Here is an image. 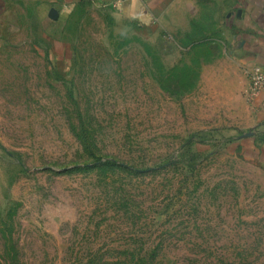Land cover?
<instances>
[{
  "label": "rangeland",
  "instance_id": "1",
  "mask_svg": "<svg viewBox=\"0 0 264 264\" xmlns=\"http://www.w3.org/2000/svg\"><path fill=\"white\" fill-rule=\"evenodd\" d=\"M259 1L0 0V264H264Z\"/></svg>",
  "mask_w": 264,
  "mask_h": 264
},
{
  "label": "crops",
  "instance_id": "2",
  "mask_svg": "<svg viewBox=\"0 0 264 264\" xmlns=\"http://www.w3.org/2000/svg\"><path fill=\"white\" fill-rule=\"evenodd\" d=\"M99 3H115L113 12L136 19L141 23L154 20L157 6L161 0H96ZM107 6V4H106ZM253 6V7H252ZM251 7V8H250ZM111 9H113L111 7ZM255 12H258L255 14ZM244 32V38L250 44L254 65L264 66V1L254 2L245 13L242 22L237 24ZM249 86V84H248ZM248 89V87H247ZM246 89V92H247ZM261 95L252 105L255 117L248 133L239 136L236 141L239 151L264 166V110L260 108Z\"/></svg>",
  "mask_w": 264,
  "mask_h": 264
},
{
  "label": "built area",
  "instance_id": "3",
  "mask_svg": "<svg viewBox=\"0 0 264 264\" xmlns=\"http://www.w3.org/2000/svg\"><path fill=\"white\" fill-rule=\"evenodd\" d=\"M246 76L249 81L247 95L252 105H255L256 100L264 96V66L255 64L246 70ZM260 108L264 110V97L261 100Z\"/></svg>",
  "mask_w": 264,
  "mask_h": 264
},
{
  "label": "trees",
  "instance_id": "4",
  "mask_svg": "<svg viewBox=\"0 0 264 264\" xmlns=\"http://www.w3.org/2000/svg\"><path fill=\"white\" fill-rule=\"evenodd\" d=\"M122 169L125 170V171L131 170V168H129L128 166H122ZM90 264H110V262L104 261V260L103 261L102 260H96V261H93ZM138 264H144V263L141 262V263H138Z\"/></svg>",
  "mask_w": 264,
  "mask_h": 264
},
{
  "label": "water",
  "instance_id": "5",
  "mask_svg": "<svg viewBox=\"0 0 264 264\" xmlns=\"http://www.w3.org/2000/svg\"><path fill=\"white\" fill-rule=\"evenodd\" d=\"M49 17L53 21H56L58 19V12L55 9H51L49 12Z\"/></svg>",
  "mask_w": 264,
  "mask_h": 264
}]
</instances>
